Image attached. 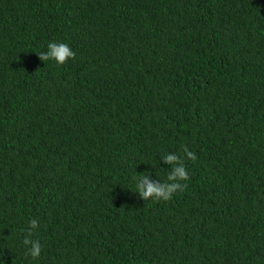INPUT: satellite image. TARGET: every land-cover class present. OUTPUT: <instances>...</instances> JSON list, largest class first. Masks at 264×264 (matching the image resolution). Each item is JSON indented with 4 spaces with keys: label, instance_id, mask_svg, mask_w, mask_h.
Listing matches in <instances>:
<instances>
[{
    "label": "trees",
    "instance_id": "obj_1",
    "mask_svg": "<svg viewBox=\"0 0 264 264\" xmlns=\"http://www.w3.org/2000/svg\"><path fill=\"white\" fill-rule=\"evenodd\" d=\"M0 264H264V0H0Z\"/></svg>",
    "mask_w": 264,
    "mask_h": 264
},
{
    "label": "clouds",
    "instance_id": "obj_2",
    "mask_svg": "<svg viewBox=\"0 0 264 264\" xmlns=\"http://www.w3.org/2000/svg\"><path fill=\"white\" fill-rule=\"evenodd\" d=\"M75 52L69 47L66 43H55L50 42L48 44V51L39 53V58L43 61H47L49 59L55 60L58 64H65L69 58H75ZM184 151L187 152V157L192 161L196 160V155L189 151L187 147L184 148ZM178 157L174 155H168L165 157L166 162L172 163L176 161ZM169 180H178V181H187L190 179L188 172L185 170L183 166H179L175 168V171L168 176ZM137 188L141 192L142 196L145 200H147L153 194H156V198L154 200H161V197L164 201H168L172 198V193L176 192L177 189L179 191H184L187 188V184L184 183H173L170 185H158L148 182L146 175L143 177V181L137 184ZM30 227L27 230L28 235L25 237L23 243L25 245L31 244V248L29 250L30 255L33 258L39 257L41 253V245L39 241H33L29 237H31L32 229L37 228L38 221L33 219L29 221Z\"/></svg>",
    "mask_w": 264,
    "mask_h": 264
}]
</instances>
